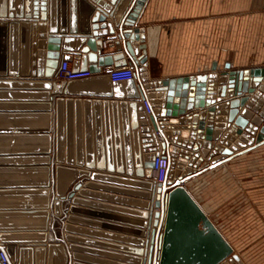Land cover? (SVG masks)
Returning <instances> with one entry per match:
<instances>
[{"label":"water","instance_id":"95a60500","mask_svg":"<svg viewBox=\"0 0 264 264\" xmlns=\"http://www.w3.org/2000/svg\"><path fill=\"white\" fill-rule=\"evenodd\" d=\"M92 1L96 5L89 3L88 0L0 1V23H10L11 26L22 23V27L27 25L28 28L30 24L31 30H33L30 69L22 70L23 72L20 73L17 70V59H0V87L4 85L12 88H45L52 89V93L63 94L53 99L48 93H39L43 98L51 102L54 100L55 103V158L57 163L54 172L56 192L52 210L54 215L50 211V196L44 207H41L40 213L48 217L55 228L60 226V222L56 218L62 213H67L63 230L67 233L70 230L74 231L76 230L75 226L72 227L70 224L72 214L100 218V212H97L100 207V192L94 190H100L99 181L114 183L113 180L120 178L140 179L143 183H136H140L143 188L153 189L154 194L152 196V193L150 195L148 192L132 191L134 195L147 196L148 198L145 202L140 201L141 204L144 202L145 206L141 207L144 208L143 210H132V214L140 218H127V222L136 227L127 228L132 236L123 238L110 234V238L114 241L119 239L127 244L124 246L127 253L135 254L134 256H131L130 253L122 254L123 258L125 257L127 261H134L135 264H244L216 226L209 221L206 212L184 183L192 177L264 143V111L253 128L240 126L236 128L232 124L240 123L237 116L241 113V109L237 105L231 106L228 110L227 125L232 126L231 132L237 136L226 142V152L229 155L223 154V156L215 158L213 155L215 152L211 148L215 151L225 152L221 146L216 145L220 136L211 134L209 128L208 134L204 135L206 127H214L216 114L226 104L224 102L226 88L245 93L240 95L241 104L247 100L259 101V104L264 102V70L254 68L230 70V66L227 64L225 70L211 74L208 83L201 81L200 77L195 78L194 76L165 79L162 81L166 87L163 90L165 92L164 103L155 109L150 105L151 112L148 113L143 101H153L154 82L149 80L145 52L134 58V54L140 49L132 46L134 40H144L145 38L144 28L133 27V24L146 0ZM115 4L116 12L111 14V5ZM120 7L125 9L128 7V9L121 18L119 16L115 19ZM83 8H86L85 13ZM23 29L25 28L23 27ZM1 34L2 30H0ZM102 36H107L108 40L116 39L113 46L117 52L122 50L129 52L130 60L136 70L135 78L112 81L109 74H101L103 67L115 65V59L119 57L113 53H102L104 47ZM38 46L41 47L40 55L45 67L44 72H39ZM73 52L84 57L83 63L87 65L85 69H88L93 75L68 81L57 80L55 75L60 59L70 60ZM73 68L78 70L76 64ZM214 69H216V65ZM4 75H10L9 77L12 78H3ZM18 75L22 78H13ZM195 80L196 84H194ZM100 82H104L105 86L102 87ZM247 93L252 94L251 98ZM81 95L94 97L96 114H100L98 106L102 104L105 119L109 122L112 121L111 126L116 140L110 142L108 154H106L108 139L104 143L101 132L100 136L96 137V157L93 155L94 144L89 132L85 140L76 137L75 153L72 156L66 157L64 154L65 109L63 110L62 106L65 102L68 107L71 106L72 101L76 102L78 118H80V103L83 97ZM84 101L88 105L92 102L90 99ZM210 104L215 106L206 110L204 107ZM52 107L50 103V108ZM196 108L200 110L194 112L193 110ZM67 109L70 110V107ZM129 109H131V117L128 115ZM191 111H193L191 117L180 120L183 125L180 133L185 138L182 140L169 129L172 123H178L173 122V117H179ZM208 112L210 113L208 114ZM207 114L210 119L208 121H206ZM90 115H87L89 127ZM110 116L113 119H110ZM164 116L172 117V119H164ZM189 120L199 126L194 125L193 128H188ZM217 125L219 126V124ZM51 130L52 118L51 129L48 131L51 132ZM156 131L162 133V141L158 140ZM202 139L210 140L211 147L207 144L204 147ZM51 142L47 151L52 149ZM221 143H225L223 138ZM122 145L125 149V164L120 160ZM114 148L116 156L111 154V150ZM184 148L196 150L197 154L193 156L190 150L187 151ZM160 152L170 159L168 175L163 183H157L152 178L154 160ZM203 157L207 160H204ZM117 159H119L118 163ZM131 161H134V164ZM63 162L76 166H60ZM62 168L69 169L72 179H74L71 183L73 189L70 193H67L66 187L60 186V170ZM83 175L88 177L87 180L85 182L77 181ZM50 186L51 178L48 177L46 186L42 188L43 191L47 188L46 192L48 193ZM102 189L115 193L119 188L102 186ZM104 196L116 198L113 195L105 194ZM151 196L153 202L149 201ZM126 201L138 200L128 198ZM63 203H67V206L63 207ZM204 224H206L205 227H203ZM52 245L56 244H49V247ZM18 246L20 254H17L14 246L3 247L0 244V250H5L15 264H33L32 259H27L23 255V252L30 246L27 247L20 243ZM76 257H79V254L73 255L74 261L71 264H80L76 261ZM68 261V256L65 254L63 264H70Z\"/></svg>","mask_w":264,"mask_h":264},{"label":"crops","instance_id":"0c3cea01","mask_svg":"<svg viewBox=\"0 0 264 264\" xmlns=\"http://www.w3.org/2000/svg\"><path fill=\"white\" fill-rule=\"evenodd\" d=\"M88 1L96 5L92 0ZM116 4L111 5V14L116 12ZM127 9L128 7L126 9L120 7L115 19L126 14ZM83 11L85 13L86 8H83ZM23 27L22 23L15 26H11L10 23H0V30H2L0 59H17V70L20 73L30 69L33 51L31 25L29 24V28L27 25ZM114 27L116 26L114 25ZM133 27L144 28V40H134L132 46L140 49L134 54V58L143 52L147 56L146 69L149 73V80L154 82L152 92L155 93L152 95L153 101L150 100L149 104L154 109L164 103L165 92L163 90L166 87L162 81L165 79L194 76L195 78L200 77L201 81L208 83L211 79L210 75L225 70L227 64L230 66V70L246 68L264 70V0H146ZM101 38L104 40L102 53H113L119 56L115 59V65L103 67L101 74H108L111 69L125 64L133 65L128 51L117 52L115 50L113 42L116 39L108 40L107 36ZM40 50L41 47L38 46L39 72H44L45 67L43 60L41 61ZM61 60L62 58L60 62ZM83 61L85 59L82 55L76 52L72 53L70 59L72 67H75L76 64L78 70L85 69L87 65ZM215 65L216 69H214ZM9 76L4 75L3 78H12ZM13 78L22 77L18 75ZM100 83H102V87L105 86L104 82ZM194 84H196V80ZM231 90L226 88L224 97L226 104L218 112L219 114H216L214 127L204 129V135L208 134L209 128L211 134L220 136L216 145L221 146L225 152L215 151L211 148L215 152L213 154L215 158L223 156V154L229 155L226 152V142L237 137L234 132H231L232 126L253 128L264 111V102L259 104V101L247 100L241 104L240 95L245 93ZM43 92L48 93L53 99L58 95H63L52 93V89L45 88H12L4 85L0 87L1 246H14L17 254H20L19 243L27 247L30 246L23 252V255L27 259H32L33 264H63L65 254L68 256L70 264L74 261V254H79L76 261L80 264H135L134 261H127L125 257L123 258L122 254L135 255L131 252L127 253L126 247H124L127 244L119 239L114 241L110 238V234L123 238L132 236L127 228L136 227L128 223L127 218H140L133 215L132 210H143L144 208L141 207L145 206L144 202L148 200L147 196H137L132 191L148 192L150 195L152 193V196L154 194L153 189L143 188L140 183H136L142 182L140 179L120 178L113 180L114 183L97 181L100 184V190H94L100 192V207L97 209L98 211L96 210L100 212V218L72 214L70 224L72 227L75 226L76 230L74 231L70 230L67 233L63 230L67 213H62L59 217L56 216V220L60 222V226L57 228L48 217L40 213L41 207H44L50 196V211L53 214V200L56 193L54 172L57 165L55 158L56 108L54 100L51 102L43 98L41 94L39 95ZM247 94L251 98L252 94ZM81 96L83 97L80 103V118H78L76 102H71L70 110L67 109L69 107L66 102L62 106V109H65L64 154L66 157L72 156L75 153L76 137L85 140L88 132L94 144L93 155L96 157L95 143L100 132L104 143L108 139L106 145V154H108L110 142L116 140L111 126L112 121L109 122L105 119L102 104L98 106L100 114H96L94 97ZM85 99H90L92 102L88 105L84 101ZM50 103L52 108H50ZM233 105H237L241 109V113L237 116L240 123L234 122L229 127L227 125L228 110ZM211 106L215 105L210 104L204 108L208 110ZM199 110L196 108L193 111ZM193 111L173 117V122L178 123H172L169 131L178 135L182 140L185 139L180 133L183 126L180 120L191 117ZM88 114H91L90 127L87 125ZM208 114L206 121L210 120ZM128 115L131 117V109H129ZM51 118L52 130L50 132L48 130L51 129ZM110 119H113L112 116ZM164 119H172V117L164 116ZM194 125L199 126L189 120L188 128H193ZM222 138L225 143H221ZM202 140L204 147L207 145L211 147L210 140ZM50 142L52 149L47 151ZM184 149L190 150L193 156L197 154L196 150ZM111 154L116 156L115 148L111 150ZM120 157L121 162L125 164L123 145ZM203 159L207 160L204 157ZM114 162L116 161L114 160ZM118 162L119 159H117ZM131 162L134 164V161ZM60 166L76 165L63 162ZM246 166H264V143L217 165L215 168H217L216 170L224 168L225 203L229 204L230 202L231 209L235 203V209L230 210L226 217L246 220V222L237 223L242 230L243 237L248 240L247 246L241 250L240 258L244 264H264V169H262L264 167L260 168L263 173L262 177L253 179L252 183H249L245 179V175H248ZM48 177L51 178V186L47 193V188L45 191L42 188L46 186ZM87 178L83 175L77 181L85 182ZM73 181L69 169L62 168L60 170V186L66 187L67 193L72 192L73 184L71 185V183ZM184 185L188 189V185L186 183ZM102 186H113L119 189L115 193H110V191L102 189ZM105 194L116 196V198L105 197ZM152 196L149 199V201L152 200L151 202H153ZM128 198L138 201L128 202L126 201ZM141 200L144 201L142 204ZM245 203L246 209L244 210ZM66 206L67 203H63V207ZM156 206L155 209H157ZM207 217L214 224L208 215ZM250 219L258 221L255 224L257 228H250L252 224L247 222ZM205 226L206 224L203 225V227ZM214 226L216 225L214 224ZM216 228L232 246L233 252L236 251L227 235L217 226ZM49 244L56 245L49 247Z\"/></svg>","mask_w":264,"mask_h":264},{"label":"rangeland","instance_id":"374dc122","mask_svg":"<svg viewBox=\"0 0 264 264\" xmlns=\"http://www.w3.org/2000/svg\"><path fill=\"white\" fill-rule=\"evenodd\" d=\"M217 167V166H216ZM264 166H246L248 175H245V179L252 183L253 179L262 177V168ZM214 169V170H213ZM217 168L209 169L199 175H196L189 179L186 183L188 190L196 201L202 206L207 215L211 218L212 222L227 235L228 239L234 244L236 251L234 253L240 256L241 250H243L248 243L245 240L240 230V226L237 223L246 222L239 218H229L226 214L232 209H235V203L231 209L229 204L225 203V187H224V168L219 170ZM213 170V171H211ZM258 170V171H257ZM246 183V184H249ZM238 200V199H237ZM241 199L239 198V201ZM246 209V203L244 204ZM236 207H239L236 205ZM257 210L256 208H254ZM247 222L252 224L251 229L257 228L255 225L258 221L250 219Z\"/></svg>","mask_w":264,"mask_h":264},{"label":"built area","instance_id":"2783aa9c","mask_svg":"<svg viewBox=\"0 0 264 264\" xmlns=\"http://www.w3.org/2000/svg\"><path fill=\"white\" fill-rule=\"evenodd\" d=\"M109 76L112 81H121V80H129L136 77V70L135 67L132 64H125L120 67L113 68L109 71ZM92 73L88 69L84 70H75L70 60L68 59H62L59 67L57 69L55 78L57 80H75L80 78H85L91 76ZM144 106L146 108V111L148 113L151 112V107L148 101H143ZM156 136L159 141H162V133L159 131H156ZM170 167V159L164 155L162 152H160L154 160V167H153V174L152 178L157 183H163L165 182L168 171ZM0 264H15L11 261V259L8 257L5 250H0Z\"/></svg>","mask_w":264,"mask_h":264}]
</instances>
